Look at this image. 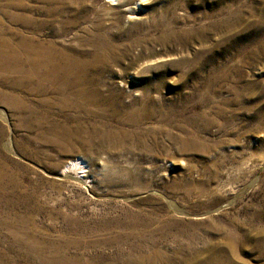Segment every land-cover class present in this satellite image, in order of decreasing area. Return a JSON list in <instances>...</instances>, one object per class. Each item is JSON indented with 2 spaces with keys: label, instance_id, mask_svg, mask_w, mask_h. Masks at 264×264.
Instances as JSON below:
<instances>
[{
  "label": "rangeland",
  "instance_id": "374dc122",
  "mask_svg": "<svg viewBox=\"0 0 264 264\" xmlns=\"http://www.w3.org/2000/svg\"><path fill=\"white\" fill-rule=\"evenodd\" d=\"M263 170L264 0H0V264H264Z\"/></svg>",
  "mask_w": 264,
  "mask_h": 264
},
{
  "label": "bare ground",
  "instance_id": "6f19581e",
  "mask_svg": "<svg viewBox=\"0 0 264 264\" xmlns=\"http://www.w3.org/2000/svg\"><path fill=\"white\" fill-rule=\"evenodd\" d=\"M114 1H119V0H114ZM141 3V2H140ZM110 5H116V4H110ZM83 162H81L80 160L79 161H70V164H69V166L67 167V169H65L62 173H60V176H63V175H67V174H70V171L71 170H73V171H75V170H77V171H79V172H83V170H84V167H83V164H82ZM72 172V171H71ZM69 176H71V175H69ZM71 178H73V179H75V180H77L78 179V177L77 176H71Z\"/></svg>",
  "mask_w": 264,
  "mask_h": 264
},
{
  "label": "built area",
  "instance_id": "2783aa9c",
  "mask_svg": "<svg viewBox=\"0 0 264 264\" xmlns=\"http://www.w3.org/2000/svg\"><path fill=\"white\" fill-rule=\"evenodd\" d=\"M263 173H264V170H263Z\"/></svg>",
  "mask_w": 264,
  "mask_h": 264
}]
</instances>
